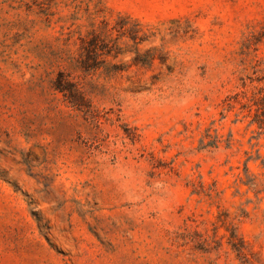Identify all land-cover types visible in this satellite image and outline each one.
<instances>
[{"label": "rangeland", "instance_id": "obj_1", "mask_svg": "<svg viewBox=\"0 0 264 264\" xmlns=\"http://www.w3.org/2000/svg\"><path fill=\"white\" fill-rule=\"evenodd\" d=\"M263 78L264 0H0V264H264Z\"/></svg>", "mask_w": 264, "mask_h": 264}, {"label": "trees", "instance_id": "obj_2", "mask_svg": "<svg viewBox=\"0 0 264 264\" xmlns=\"http://www.w3.org/2000/svg\"><path fill=\"white\" fill-rule=\"evenodd\" d=\"M115 42L111 40H107V35L102 34L101 32H97L92 30L88 33V35L81 40V54L82 58H87L86 60H90L91 62H102V59L105 55H110L111 50L116 46ZM153 59V56H149L148 61L150 62ZM85 60L81 61L84 65ZM112 71H116L119 68L115 65L110 66ZM264 79V78H263ZM58 90L64 91L63 85L59 82L55 86ZM74 93L77 94V98L82 99V92L78 88H74ZM250 108L253 110L251 124H255L257 128L260 130V134L264 133V88H259L254 96L250 99ZM231 239H235V234L231 233ZM232 248L236 252V254L244 259L242 246H238L236 244L231 243Z\"/></svg>", "mask_w": 264, "mask_h": 264}]
</instances>
